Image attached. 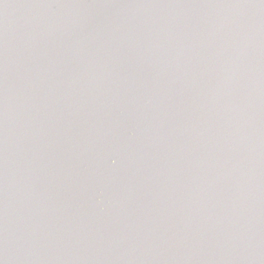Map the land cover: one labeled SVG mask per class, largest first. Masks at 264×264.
Listing matches in <instances>:
<instances>
[{
	"label": "water",
	"instance_id": "95a60500",
	"mask_svg": "<svg viewBox=\"0 0 264 264\" xmlns=\"http://www.w3.org/2000/svg\"><path fill=\"white\" fill-rule=\"evenodd\" d=\"M0 264H264V0H0Z\"/></svg>",
	"mask_w": 264,
	"mask_h": 264
}]
</instances>
